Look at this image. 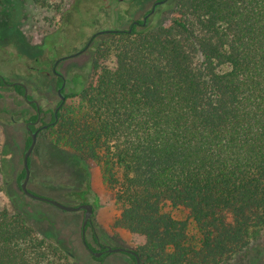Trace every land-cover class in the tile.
I'll use <instances>...</instances> for the list:
<instances>
[{"label": "trees", "instance_id": "1", "mask_svg": "<svg viewBox=\"0 0 264 264\" xmlns=\"http://www.w3.org/2000/svg\"><path fill=\"white\" fill-rule=\"evenodd\" d=\"M142 22L104 31L79 89L57 75L64 100L43 137L82 176L77 204L98 167L111 227L142 239L140 264H264L251 251L264 226V0H175L168 24ZM65 256L0 207V264Z\"/></svg>", "mask_w": 264, "mask_h": 264}, {"label": "rangeland", "instance_id": "2", "mask_svg": "<svg viewBox=\"0 0 264 264\" xmlns=\"http://www.w3.org/2000/svg\"><path fill=\"white\" fill-rule=\"evenodd\" d=\"M155 1L0 0V75L7 83H22L27 95L37 101L40 121L36 127L50 123L59 101L56 73L64 80V92L79 89L90 76L93 49L105 37L104 31L127 29L132 21L142 20ZM174 1L155 5L145 24H168ZM34 114V107L21 94L10 85L0 86V207L23 213L36 235L66 251L62 259H70V264H135L124 252L105 253L96 260L82 243V210L64 211L19 190L17 176L23 168L28 138L25 122ZM46 128L47 125L37 132L28 156L27 189L76 205L78 193H84L82 176L71 167L73 159L65 160L71 159L69 153L43 137L41 131ZM88 173L90 191L85 197L93 212L90 225L85 227V241L96 250L95 235L100 244L133 251L142 239L111 227L115 212L110 193L97 166L92 164ZM251 247L253 257L264 262V226L254 234ZM249 255L235 259H253ZM237 263L233 260L230 264Z\"/></svg>", "mask_w": 264, "mask_h": 264}, {"label": "water", "instance_id": "3", "mask_svg": "<svg viewBox=\"0 0 264 264\" xmlns=\"http://www.w3.org/2000/svg\"><path fill=\"white\" fill-rule=\"evenodd\" d=\"M164 1L165 0H157V1H155L152 4V6L149 9V11L143 16V19H142L143 20V22H142L143 25L145 24L146 18L153 12L155 5L163 3ZM83 50L84 49H82L81 51H83ZM81 51H79V52H81ZM59 60L60 59L56 60L54 62V64H57V62ZM25 93H26V90H25ZM58 95L60 97V100L63 101L64 97L61 95L59 90H58ZM36 108H38L37 103H36ZM34 143H35V132L32 133L30 143H29L28 147L26 148V150L23 153L22 166H23V169H24V177H23V179L20 182V188H21L22 192L25 195H27L28 197H30L32 199L40 200V201H45V202L55 206L58 209H61V210H64V211H68V212L78 211V210H82L83 209L84 210V214H83V220H82V224H81V228H82L81 237H82V242L85 245L83 230H84V226L87 223L90 222V216H91V214L93 212L92 205L90 203H80V204H77V205H69V204L62 203V202H60V201H58L56 199H53V198L36 195V194L30 192L27 189L26 185H27V181H28V177H29L28 156H29V154H30V152H31V150H32V148L34 146ZM107 251L108 252H119V251L128 252V253H130V254H132L134 256L135 264H140L138 257L136 256L135 252L132 251V250H129V249H126V248H123V247H114V248L107 247ZM94 255L97 256L98 254H94Z\"/></svg>", "mask_w": 264, "mask_h": 264}, {"label": "flooded vegetation", "instance_id": "4", "mask_svg": "<svg viewBox=\"0 0 264 264\" xmlns=\"http://www.w3.org/2000/svg\"><path fill=\"white\" fill-rule=\"evenodd\" d=\"M85 48V47H84ZM83 48V49H84ZM53 72H54V69L52 70ZM54 73H56V72H54ZM57 75H59V73H56ZM60 76V75H59ZM5 83H6V85H10V83H20V82H10V83H7L6 81H5ZM20 84H22V83H20ZM11 86V85H10ZM22 86H23V93L21 94L22 95V97L25 99V101L27 102V103H29V104H31V105H33L34 106V109H35V114L34 115H36L35 116V119L34 120H31V119H28L26 122H25V130H26V132L28 133V137H30V140H31V135H32V133L33 132H35V137H36V135H37V132H39V130H41V128L43 127V126H46V125H42V126H38V127H36L35 125L37 124V123H39V121H40V108H39V105H38V103H37V101H35L34 99H31L28 95H27V91H26V93H25V90H26V87L22 84ZM61 87H63L64 86V82H62L61 83V85H60ZM58 90L60 91V87L59 88H57V95H58ZM25 93V94H24ZM61 93V92H60ZM62 95V94H61ZM63 96V95H62ZM58 97H59V95H58ZM59 100H60V97H59ZM61 101V100H60ZM36 103H37V105H38V108H36ZM57 104H56V106H55V108H54V110L52 111V114H53V116L55 115V113H56V110H57ZM25 150H26V147H25ZM31 192V191H30ZM35 194V193H34ZM37 195V194H36ZM45 202V201H44ZM79 211V210H78ZM82 211H83V214H84V210L82 209ZM72 212H74V211H72ZM83 220V219H82ZM90 223V222H89ZM81 224H82V222H81ZM88 224V223H87ZM86 224V225H87ZM86 225L84 226V230H83V233L85 232V227H86ZM90 225V224H89ZM81 235H82V228H81ZM94 239H95V241H97V247H96V250H93L90 246H89V244L87 245L86 244V242H85V239H84V242H85V245H84V243H83V245H84V247L88 250V252L92 255V257L94 256V257H96V258H101L105 253H111V252H108L107 251V247H109L108 245H103V244H100V243H98V240L96 239V237H95V235H94ZM110 248H114V247H110ZM119 252H124V253H128V252H125V251H119ZM94 254H98L97 256H95Z\"/></svg>", "mask_w": 264, "mask_h": 264}]
</instances>
